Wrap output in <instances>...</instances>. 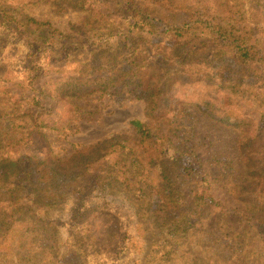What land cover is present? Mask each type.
I'll list each match as a JSON object with an SVG mask.
<instances>
[{
  "label": "trees",
  "instance_id": "trees-1",
  "mask_svg": "<svg viewBox=\"0 0 264 264\" xmlns=\"http://www.w3.org/2000/svg\"><path fill=\"white\" fill-rule=\"evenodd\" d=\"M39 1L44 0H0V35L5 47L12 39L27 52L33 51L36 58L23 68L21 79L7 80L1 91L9 97L11 92L15 93L10 97L14 100L13 109L0 113V203L11 205L13 217L24 211L21 183L30 174L37 175L31 183L36 205L45 199L61 197L51 193L52 188L59 184L73 186L74 181L88 174L92 185L122 191L140 218L144 214L154 218L164 213L161 227L169 225V233L178 234L187 216L200 214L198 206L213 208L218 204L208 194L207 176L193 175L187 167L179 170V156L169 155L174 148L171 135L192 127L188 107L199 109L239 133L238 150L246 176L234 183L223 180L230 166L224 160L220 163L227 170L210 184L228 187L229 183L250 211H264V200H261L264 196V0L252 3L250 0H211L207 8L194 10L190 21L178 25L160 14L163 6L174 7L168 0H49L61 10L89 12L83 25L72 28L75 31L81 27L94 29L88 39L99 35L102 28L110 36L120 37V56L108 57L89 69L80 68L79 62L40 64V51L44 47L55 48L54 54L65 59L73 51L69 48L73 37L53 28L48 21L26 14L28 4ZM161 35L172 42H167L164 52L158 54L152 51L158 42L150 41ZM68 65H75L73 76L65 80L52 77L42 83L46 71L51 74ZM2 79L0 74V82ZM50 83L53 90L46 87ZM200 85L204 92L200 104L181 101L170 91L175 87L190 89ZM122 93L134 100H144L146 115L151 120L149 124L130 123L133 139L110 135L95 145L75 151L65 162L56 160L51 152L47 157L41 155L43 160H39V151L35 149L36 152L27 154L22 148L14 156L7 152L8 147H27L39 142V138L45 139L41 129L62 132L78 118L76 100ZM244 104L250 105L249 111ZM27 132L28 142L14 140ZM128 154L133 159L139 156L136 162L131 160L125 167L121 163ZM109 160L114 164L108 165ZM138 161L143 164L132 173ZM144 164L147 168L141 167ZM25 169L26 174L19 177V172ZM173 170H176L175 176ZM151 174L156 176V192L151 191L148 183ZM178 176L193 185L192 208L185 212L179 208L182 195L175 182ZM246 195H250L248 199L244 198ZM247 208L241 212L242 216L246 222L251 220L254 230L264 236V218L248 216ZM222 214L224 217L229 211ZM0 219L1 231L7 223L3 224V218Z\"/></svg>",
  "mask_w": 264,
  "mask_h": 264
},
{
  "label": "rangeland",
  "instance_id": "rangeland-1",
  "mask_svg": "<svg viewBox=\"0 0 264 264\" xmlns=\"http://www.w3.org/2000/svg\"><path fill=\"white\" fill-rule=\"evenodd\" d=\"M168 1L174 7L163 6V13L160 14L176 25L190 21L194 10H202L211 4V0ZM180 6L188 10H180ZM25 12L36 20L48 21L53 28L73 37L69 46L73 51L67 53L65 59L54 54L55 48L41 49V65L79 62V67L89 69L105 62L108 57L117 59L120 56L119 36H110L102 28L99 35L103 37L95 35L88 39L94 29L81 27V30H73L83 25L89 17V12L85 10H61L49 0H44L28 4ZM153 39L150 42H158V47H153L152 51L158 54L164 52L167 42H172L162 35ZM7 44L5 47V40L0 35V74L3 78L0 82V113L10 112L14 107V100L10 97L15 93L11 92L9 97L1 92L6 81L21 79L23 68L28 66L30 60L36 59L33 51L27 52L14 40L11 39ZM75 71V65H68L51 74L46 71L42 83L49 82L52 77L65 80L73 76ZM50 85L46 87L53 90ZM200 87H175L170 91L173 96H179L181 101L200 104L204 98L203 88ZM219 98L223 99L221 96ZM75 104L79 109L78 118L62 132L41 129L45 139L39 138V142L27 147H8L7 152L14 156L16 150L24 148V152L32 154L35 149L39 151V160L51 152L56 160L65 162L75 151L95 145L110 135L133 139L132 121L151 123L145 112V101L134 100L127 93L119 96L94 95L76 100ZM249 106L244 104L243 107L249 111ZM187 111L191 116L192 127L182 128L171 135L174 148L169 155L179 156V170L187 167L193 175L207 176L208 194L218 203L216 206H198L200 214L196 217L187 216L181 222L179 233L173 234L168 231L169 225L161 227L160 219L164 213L154 218L144 214L140 218L135 206L122 191L92 185L88 174L74 181L73 186L59 184L52 188L50 192H56L61 197L45 199L36 205V194L31 183L37 175L32 173L21 183L24 208L21 214L13 217L11 205L0 203V218H3V224L7 223L0 231V264H264V236L254 230L255 224L251 220L246 222L242 216L241 212L247 208L243 197H238L235 187L229 183L228 187L220 183L210 184L227 170L220 163L224 160L230 166L223 180L230 179L228 182L234 183L246 176L242 155L238 150L239 133L209 118L195 107H188ZM27 134H20L14 140L28 142L30 138ZM132 156L128 154L123 158L121 165L127 167L131 160L136 162L139 155L135 159ZM140 163L143 164L138 161L132 173L140 167ZM113 164L114 161H108V165ZM141 167H146V164ZM173 171L175 176L176 170ZM26 172V169L20 171L19 177ZM141 177H144L143 173ZM175 182L182 195L179 208L185 212L192 208L193 185L183 182L179 176ZM148 183L151 191L156 192L154 174L150 175ZM249 196L244 198L248 199ZM261 198L264 200V196ZM227 211L229 214L223 217L222 213ZM246 213L254 218H264V211L256 213L247 208Z\"/></svg>",
  "mask_w": 264,
  "mask_h": 264
}]
</instances>
